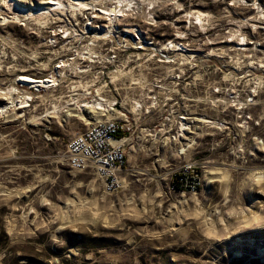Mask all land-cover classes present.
<instances>
[{"label":"rangeland","instance_id":"rangeland-1","mask_svg":"<svg viewBox=\"0 0 264 264\" xmlns=\"http://www.w3.org/2000/svg\"><path fill=\"white\" fill-rule=\"evenodd\" d=\"M232 3L163 0L157 27L141 13L121 21L133 34L119 24L93 42L91 11L67 6L60 23L32 20L0 0L14 21L0 19V106L10 90L33 96L30 109L0 116V264H264V33L245 28L253 12ZM193 10L208 18L187 23ZM25 75L60 86H16ZM110 78L118 90L107 96L128 110L139 104L135 128L148 135L129 146L125 186L112 195L92 171L67 165V144L86 126L63 116L97 100L85 96L86 83L99 80L98 89ZM169 114L173 124L162 128ZM188 161L203 174L196 195L171 187ZM254 213L261 226L247 228Z\"/></svg>","mask_w":264,"mask_h":264},{"label":"built area","instance_id":"built-area-1","mask_svg":"<svg viewBox=\"0 0 264 264\" xmlns=\"http://www.w3.org/2000/svg\"><path fill=\"white\" fill-rule=\"evenodd\" d=\"M141 2H143L142 15H146L148 20H150L148 25L151 27H157L158 21L155 17L159 14H164L160 11L163 0H142ZM233 2L236 3V5L247 8L253 12L251 16L241 20L242 25L245 28H250L255 31L259 30L264 33V0H233ZM234 3H232V5H234ZM117 4V0H108L106 3V5L112 7H115ZM179 11H184V2H181ZM200 13L201 12L199 11L193 10L189 14H184L183 17H187L188 20L185 19L187 20V23H189V20L193 19L194 24L198 25V22L200 21L198 15ZM139 16L140 14L137 12L131 16L125 17V19H137ZM201 16V20H206L205 18H208L207 14H201ZM135 29L138 31V27H135ZM69 34L70 33H67V36H69ZM253 45H255V43H253ZM115 59H117V54L113 55V63L116 62ZM52 78L53 77L41 79L40 82H47ZM19 79L15 82L16 86L18 84H23ZM99 82V80L97 82L95 81L92 86H89V84L86 83L83 92H85L87 98L95 94L97 100L94 102L103 103V105L106 106V109L110 108V113L108 110H100L97 114L88 113V118L86 117L88 119L87 121L86 119H81L86 126V129L83 132L76 133V135L69 141L65 157L67 165L73 171H92L97 179L101 181L104 192L112 195L120 192L125 186V179L122 176V173L127 164L129 146L134 141L143 139L147 140L148 135L143 136V133L147 132L146 129L137 132L135 128V125L138 123V118H136V116H139L141 109L136 107L135 111L132 109L128 110L123 107L122 101L118 98L112 100V98L107 96L108 93L111 94L113 91L117 92L116 80L110 78V80L105 81V84L101 85L100 88L93 89V87ZM51 83L52 82H50V84ZM58 86L60 85L57 83L51 84L44 89L56 90ZM17 93L18 90H16V94ZM2 94H5V92H2ZM22 99L26 102V107L24 109H30L33 103V96L29 95ZM253 100L254 99L251 97L248 98V102L250 103L253 102ZM84 102L83 105L95 104L88 99ZM17 103L18 107H20V101ZM15 104L13 106L9 104L10 108H17ZM108 104H110L111 107H108ZM134 104L137 106V103ZM242 108L241 103L238 110H241ZM66 109L68 110V106ZM113 109H116L117 112H114ZM146 113L149 114L150 111H147ZM180 120H186V118L180 117ZM172 124L173 121L169 114L165 117L162 123V128L168 127V125ZM169 127L171 128V126ZM173 138H180V135L174 133ZM186 151L187 150H181V155H185ZM203 184V174L200 171V165L195 161H188L173 175L171 187L173 190L183 195L187 193L196 195L202 189Z\"/></svg>","mask_w":264,"mask_h":264},{"label":"bare ground","instance_id":"bare-ground-1","mask_svg":"<svg viewBox=\"0 0 264 264\" xmlns=\"http://www.w3.org/2000/svg\"><path fill=\"white\" fill-rule=\"evenodd\" d=\"M4 1H6V0H4ZM14 1L16 2V7H18V9H19L18 14H19V12L24 13V11L25 12L29 11V13H26L27 14L26 16L28 17L30 15L29 19H32V20H36L37 18L45 19L49 15L50 16L55 15L58 17L61 14H63V12L66 10L67 6H68L67 10H69V9L70 10L71 9L76 10L77 9V10H79V12L91 11V15H90V18L88 20L92 21V23H91L92 28H88V29H90L89 33L90 34H92V33L98 34L97 37H94L92 39L93 42H96L98 40V38L99 39H107L111 35H114V33H116L117 31H118L117 33H119L120 29H118V26H119V24H122L121 21H127V19H125V17L131 16L137 12L139 14L143 13V11H142L143 10V8H142L143 2H141L142 0H117L118 4L115 7L106 5L108 0H69V2L68 1L65 2L64 0H38V1L36 0L37 1L36 4L31 2L30 0H14ZM27 3L30 5V7L28 8V10H24L25 7L23 4H27ZM98 4H100V5H98ZM75 7H76V9H75ZM201 14L202 13H200L198 15V19L200 21H202L201 20V17H202ZM17 15H16V17H19V15L18 16ZM203 15H205V14H203ZM0 19L4 20V22H6V23L14 22L12 20H7V18L5 16H2ZM105 19H106V21H108L109 25L105 26V27H107V29H106V32H103V30H104L103 28H101L100 30L98 29V24L102 20L105 21ZM57 21H58V23H60L62 20L60 19V17H58ZM44 24H46V22ZM122 25H124V29L122 30L123 34H130L131 35L134 33V28L132 27L133 24L126 23V24H122ZM134 27H137V26H134ZM67 32H68V30L63 31L61 33L65 34ZM70 35L71 34H69V36L64 37V38L68 39L70 37ZM242 40L245 41V38L243 37ZM177 46L178 45H173L172 47L175 48ZM94 50H95V48H90L89 53L91 55L96 54V52H94ZM176 50H178V49H176ZM58 68L61 69L62 66H61V68H60V66ZM19 80L23 82V85L26 84V85L30 86L32 89H35L36 91H40L41 88H47L51 84H56V82L53 78L49 79L47 82H45V81L40 82V80L34 79V78L27 76V75L21 77ZM50 82H52V83L50 84ZM0 94H1V90H0ZM7 94H9V96L6 95L7 97H5V99L7 100V104L0 106V114H1L0 116H5L8 118V120H10V118H12V114L15 111H17L19 109H24L26 107V104H25L26 102L22 98H15L14 97L15 92L13 90H10ZM1 95H4V94H1ZM18 101H20V103H19L20 107H18V103H17ZM9 104H11L12 106L15 104V106L17 108L11 109ZM70 106H68V110L63 115L64 117H72V116L80 117L81 116V118L86 119V116L89 115L88 113H96L97 114L100 112V110H108L110 113V108L106 109V106L103 105V103H101V102H98V103H95L92 105H89V104L79 105L78 104L75 107H70ZM108 107H111V105L108 104ZM137 108L141 109L142 107L139 104H137ZM113 110H114V112H117L116 109H113ZM77 114L80 116H77ZM90 115H93V114H90ZM262 178L263 177L261 175V176H259L258 180H261ZM248 219L249 220L246 221V225H245L247 228L253 227L254 225H257L258 228L261 226L260 225L261 224V222H260L261 216L260 215H256L254 213V214L250 215V217ZM231 237H232V235H229L227 237V239H230Z\"/></svg>","mask_w":264,"mask_h":264},{"label":"snow or ice","instance_id":"snow-or-ice-1","mask_svg":"<svg viewBox=\"0 0 264 264\" xmlns=\"http://www.w3.org/2000/svg\"><path fill=\"white\" fill-rule=\"evenodd\" d=\"M197 218H198V215H197ZM208 235H211V233H208Z\"/></svg>","mask_w":264,"mask_h":264}]
</instances>
